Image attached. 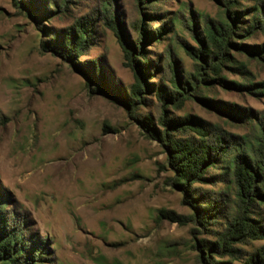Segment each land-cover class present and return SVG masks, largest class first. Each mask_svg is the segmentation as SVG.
Wrapping results in <instances>:
<instances>
[{
  "label": "rangeland",
  "instance_id": "obj_1",
  "mask_svg": "<svg viewBox=\"0 0 264 264\" xmlns=\"http://www.w3.org/2000/svg\"><path fill=\"white\" fill-rule=\"evenodd\" d=\"M105 16L136 46L140 23L147 38L164 29L161 43L157 36L140 41L153 64L145 80L155 92L170 87V66L184 79L195 64L203 65L191 53L206 28L233 24L229 40L235 46L220 72L231 86L204 83L199 92L212 107L190 98L179 107L168 103L164 113L244 136L254 148L258 143L257 127L264 125V0H0L1 204L11 224L47 247L42 264H200L197 242L210 233L160 215L187 216L191 208L171 185L161 143L115 101L114 94L128 95L135 78ZM79 18L91 23L93 44L77 62L99 63V88L76 61L41 47ZM142 86L137 113L151 116L160 131L161 103ZM193 187L228 192L223 183ZM261 244L241 248L250 252Z\"/></svg>",
  "mask_w": 264,
  "mask_h": 264
},
{
  "label": "trees",
  "instance_id": "obj_2",
  "mask_svg": "<svg viewBox=\"0 0 264 264\" xmlns=\"http://www.w3.org/2000/svg\"><path fill=\"white\" fill-rule=\"evenodd\" d=\"M103 18L104 24L116 34L126 66L135 78V82L128 87V95L114 94L118 98L115 101L134 113L148 135L161 143L173 173L171 185L182 191L184 202L191 208L187 216H175L172 212L164 211H159L160 215L171 222L192 221L210 233L211 238H202L197 242L200 264H264V125L257 127L258 143L254 148L244 136H233L188 115L175 118L164 113L168 103L179 107L190 98H197L211 106V102L206 101L199 92L204 83L219 81L227 87L231 86L224 83L220 72L223 64L229 62L228 48L235 46L229 40L234 35V25L226 23L225 28H206L204 39L198 40L200 45L191 53L204 66L195 64V72L192 75L188 73L184 79L170 66V87H161L155 92L154 86L145 80L153 64L145 56L140 41L157 36V41L161 43L160 36L164 29H157L156 34L147 38L145 26L140 23L141 32L137 31L136 42L139 46H136L122 33V28L119 24L117 26L112 16ZM261 19L264 23V18ZM91 27L89 21L79 18L68 31L58 35L55 40L49 39L41 47L63 59L76 61L78 69L86 73L99 88V78L102 77L99 63L95 60L77 62L93 44ZM143 83L146 91L155 93L161 103L157 117L162 126L160 131L151 116L137 113L138 101L144 100ZM222 109L233 116L229 107ZM211 168L220 170L209 176L207 172ZM207 183H223L229 193L225 190L199 191L193 187L194 184ZM1 201L0 264H42L47 247L41 240L28 239L21 225L10 223L15 221L7 216ZM250 241H260L262 244L253 251H243L241 246Z\"/></svg>",
  "mask_w": 264,
  "mask_h": 264
}]
</instances>
